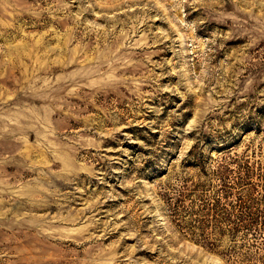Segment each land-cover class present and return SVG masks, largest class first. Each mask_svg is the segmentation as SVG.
<instances>
[{"label": "rangeland", "instance_id": "rangeland-1", "mask_svg": "<svg viewBox=\"0 0 264 264\" xmlns=\"http://www.w3.org/2000/svg\"><path fill=\"white\" fill-rule=\"evenodd\" d=\"M0 264H264V0H0Z\"/></svg>", "mask_w": 264, "mask_h": 264}]
</instances>
